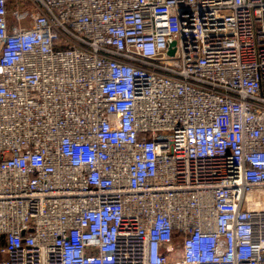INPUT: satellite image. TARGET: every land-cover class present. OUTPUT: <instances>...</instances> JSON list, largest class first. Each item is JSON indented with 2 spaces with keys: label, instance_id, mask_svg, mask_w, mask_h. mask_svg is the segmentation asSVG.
I'll return each instance as SVG.
<instances>
[{
  "label": "built area",
  "instance_id": "2783aa9c",
  "mask_svg": "<svg viewBox=\"0 0 264 264\" xmlns=\"http://www.w3.org/2000/svg\"><path fill=\"white\" fill-rule=\"evenodd\" d=\"M0 264H264V0H0Z\"/></svg>",
  "mask_w": 264,
  "mask_h": 264
},
{
  "label": "water",
  "instance_id": "95a60500",
  "mask_svg": "<svg viewBox=\"0 0 264 264\" xmlns=\"http://www.w3.org/2000/svg\"><path fill=\"white\" fill-rule=\"evenodd\" d=\"M170 53H173V51H171Z\"/></svg>",
  "mask_w": 264,
  "mask_h": 264
},
{
  "label": "rangeland",
  "instance_id": "374dc122",
  "mask_svg": "<svg viewBox=\"0 0 264 264\" xmlns=\"http://www.w3.org/2000/svg\"><path fill=\"white\" fill-rule=\"evenodd\" d=\"M27 13V12H26Z\"/></svg>",
  "mask_w": 264,
  "mask_h": 264
}]
</instances>
